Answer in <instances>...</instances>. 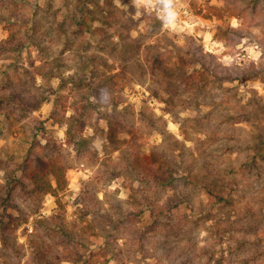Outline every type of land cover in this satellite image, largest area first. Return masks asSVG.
Here are the masks:
<instances>
[{"label": "rangeland", "instance_id": "obj_1", "mask_svg": "<svg viewBox=\"0 0 264 264\" xmlns=\"http://www.w3.org/2000/svg\"><path fill=\"white\" fill-rule=\"evenodd\" d=\"M80 2L0 0V264H264V0Z\"/></svg>", "mask_w": 264, "mask_h": 264}, {"label": "trees", "instance_id": "obj_2", "mask_svg": "<svg viewBox=\"0 0 264 264\" xmlns=\"http://www.w3.org/2000/svg\"><path fill=\"white\" fill-rule=\"evenodd\" d=\"M80 1L81 0H77V2H80ZM87 1L88 0H82V2H80L79 5H77V8H79L78 10L81 11V13L83 14L87 11V9H85V2ZM99 33H102V32L100 31ZM13 46L14 47L1 46L0 52H3L5 50H22L24 43L16 41V45H13ZM167 72H168L167 69H165V71L163 72V76L169 77L170 75ZM51 74L53 73L51 72ZM55 77L58 78L62 84H66L72 81L71 78L69 79L62 78V75L59 73H57ZM161 88H163L164 90H167V87L163 83H161ZM6 98H9V97H6ZM9 99L17 100L14 96L13 98H9ZM43 100H44V97H41L38 103H33V101H35V98H31L29 96V98H25V100H20L19 103H22V107L25 110L26 109L33 110L34 108H37L39 106V103H41ZM7 102L8 101H6L4 97L3 98L0 97V107L3 106ZM52 104L53 106L49 114V118L52 119L54 122H59L65 125L67 144L68 145L74 144L75 142L74 139L76 137L81 136V132L84 127L85 116H86V111H87L86 106L79 107L76 105V103H73V102L69 103L70 106H67L66 101L61 96L55 98ZM68 112L69 114H67ZM80 145H84V141ZM41 166L44 168V171H40L37 173H30V177L33 180L34 184L37 187H40L41 188L40 190L43 193H49V192L55 193L57 190H62L66 185L65 178L63 175L65 169H61V168L56 169V167L55 168L50 167L48 163H41ZM42 175H44V177H46L47 175L48 177L50 176L51 178L50 183L49 182L46 183L41 178ZM157 182H160V179L157 180ZM40 183L42 184V186H40ZM52 184H54L55 186L54 189H52ZM174 206H177V204ZM171 208H174V207H171ZM38 248H39L38 255L43 256V254L45 255V253L48 252L49 245L48 246L43 245V247L39 246Z\"/></svg>", "mask_w": 264, "mask_h": 264}]
</instances>
